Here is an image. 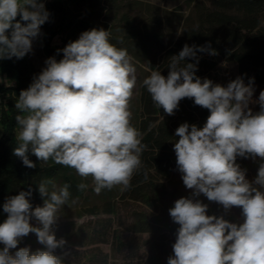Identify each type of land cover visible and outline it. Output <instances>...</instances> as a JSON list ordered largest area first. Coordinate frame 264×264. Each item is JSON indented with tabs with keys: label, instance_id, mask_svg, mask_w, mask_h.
I'll return each instance as SVG.
<instances>
[{
	"label": "clouds",
	"instance_id": "1",
	"mask_svg": "<svg viewBox=\"0 0 264 264\" xmlns=\"http://www.w3.org/2000/svg\"><path fill=\"white\" fill-rule=\"evenodd\" d=\"M49 15L43 0H0V60L28 54ZM18 16L27 23L17 21ZM109 37L104 29L83 32L62 49V59L45 61L15 103L18 146L13 155L27 168H36L30 154L70 167L80 177L92 178L96 194L118 185L128 188L146 147L129 110L136 69L127 50ZM205 52L217 55L210 43L185 44L170 57L167 76L154 70L142 82L154 105L169 116L184 98L210 113L202 127L185 122L175 130L176 165L192 195L177 199L169 209L179 228L167 264H264V163L251 182L236 163L238 156L264 160V90L253 101L254 78L246 85L237 77L227 86L200 78L197 53ZM189 58L195 63L187 62ZM251 103L260 110L254 113ZM50 184L55 189L51 180L38 184L43 206L33 208L31 189L3 204L8 215L0 223V264H63L55 250L67 241L57 239L53 225L70 197L69 185L50 192ZM77 187L83 191L88 185ZM201 195L225 211L240 208L243 222L209 215L208 204L197 199ZM33 218L39 226H33ZM29 234L46 250L18 248Z\"/></svg>",
	"mask_w": 264,
	"mask_h": 264
},
{
	"label": "trees",
	"instance_id": "2",
	"mask_svg": "<svg viewBox=\"0 0 264 264\" xmlns=\"http://www.w3.org/2000/svg\"><path fill=\"white\" fill-rule=\"evenodd\" d=\"M139 1L141 0L47 2L45 8L50 15L41 26L39 34L46 59L55 57L59 61L63 58L62 49L77 40L83 32L104 29L109 30L110 42L116 47L122 46L132 57L145 62L151 71L159 70L162 75L167 76L170 57L177 55L185 44L203 46L210 43L217 55L197 53L199 64L196 75L200 77L213 70L218 61L224 59L236 65L238 77H242L246 85L250 78H254L253 96L258 99L259 93L264 90V0H189L194 12L192 21H189L190 15L187 16L180 32L168 44L162 43L158 33L150 38L147 31L138 28L137 22L127 10L140 5ZM17 21L27 23L21 21L19 16ZM151 39L160 53L157 63H149L143 59L151 50L147 48ZM129 42L133 45H127ZM134 44L139 47H134ZM187 62L195 63V60L189 58ZM183 63L181 62V66ZM41 71L33 66L26 55L21 59L13 57L0 60V223L8 215L3 211V204L20 191L31 189L29 199L33 208L43 206L44 198L38 191V184L42 180H51L59 187L68 184V205L80 200L87 190L78 189L80 183H85L84 178L70 167L56 164L51 159L47 162L38 161L30 154L29 158L36 163V168H27L13 155V149L18 146L15 116L19 113L15 103L20 92L27 89ZM138 102L134 127L142 134V144L146 146L140 156L141 167L134 173L128 188L119 186L115 194L104 192L107 197L100 204L87 206V213L92 216L99 213L114 214L117 205L123 203L129 217L128 231L132 236L119 241L121 263L167 264L168 257L173 255L172 245L179 228L171 219L169 209L177 199L192 195V190L184 186L182 174L176 165L173 143L179 137L175 136V130L185 122L202 127L210 113L195 105L193 99L184 98L175 114L169 116L162 108L154 105L143 83L140 85ZM236 163L251 182L256 178L258 168L264 160L259 157L238 156ZM51 186H48L49 191ZM197 199L208 204L209 215H223L230 222L231 213L242 217L240 208L233 207L225 211L222 205L209 202L203 195ZM31 223L39 226L34 218ZM71 237L72 234L63 236L66 241ZM135 238L141 239L140 242L133 244ZM3 247L0 244V249ZM19 247H29L32 253L46 250L44 245L38 243L35 234L24 237ZM18 248L11 251L14 253ZM55 254L62 256L63 264H71L63 257L62 249H56Z\"/></svg>",
	"mask_w": 264,
	"mask_h": 264
},
{
	"label": "rangeland",
	"instance_id": "3",
	"mask_svg": "<svg viewBox=\"0 0 264 264\" xmlns=\"http://www.w3.org/2000/svg\"><path fill=\"white\" fill-rule=\"evenodd\" d=\"M139 2L140 5H137L133 10L129 9L127 11L135 19L141 31H147L150 34V38L153 34L158 33L160 35L159 39L163 44H168L170 40L177 36L187 16L190 15L189 21H192L194 16L192 4L189 3V0H141ZM152 41V39L148 41L150 44L147 48L151 50L143 59L149 63H157L160 53L158 47L154 46ZM127 45L131 46L133 44L129 42ZM121 48L123 47L121 46ZM128 54L131 57V63L136 69V85L129 102L131 124L134 127L138 113L140 85L145 77L151 73V70L145 62L132 57L129 52ZM26 56L35 68L42 70L46 67L45 61L47 59L40 35L33 39L32 50ZM237 77L236 65L224 59H220L213 70L207 71L200 76L202 79L208 78L214 84L222 86H227L230 81ZM252 100L257 101L258 99L253 96ZM249 107L254 113L260 110L258 103H251ZM84 182L88 187L83 197L69 205L66 203L60 206L57 213L58 219L53 225V231L59 238L65 234H72L71 239L62 248V255L71 264H122L119 241L126 239V236H132L127 227L129 217L126 213V206L123 203H119L114 214L99 213L92 216L87 213V206L100 204L107 197L104 192L115 194L119 185L111 190L104 189L99 194H96L93 190L94 183L92 178H84ZM54 185L55 189L51 186L50 192L60 188L57 183H54ZM231 217L234 223L243 222V217L237 214L231 213ZM140 240L135 238L133 244L140 242Z\"/></svg>",
	"mask_w": 264,
	"mask_h": 264
},
{
	"label": "built area",
	"instance_id": "4",
	"mask_svg": "<svg viewBox=\"0 0 264 264\" xmlns=\"http://www.w3.org/2000/svg\"><path fill=\"white\" fill-rule=\"evenodd\" d=\"M49 1H51V0H43V2L46 4L47 2H49Z\"/></svg>",
	"mask_w": 264,
	"mask_h": 264
}]
</instances>
